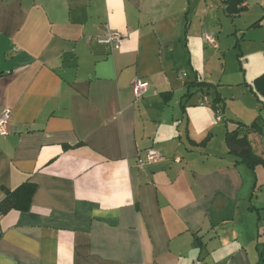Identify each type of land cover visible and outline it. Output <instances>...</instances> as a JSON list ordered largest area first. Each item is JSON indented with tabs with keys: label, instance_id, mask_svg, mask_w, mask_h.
Segmentation results:
<instances>
[{
	"label": "crops",
	"instance_id": "crops-1",
	"mask_svg": "<svg viewBox=\"0 0 264 264\" xmlns=\"http://www.w3.org/2000/svg\"><path fill=\"white\" fill-rule=\"evenodd\" d=\"M252 3L261 27L264 0ZM197 5L200 38L216 48L203 32L225 13L221 0H0V114L11 110L10 133L0 135V201L3 190L35 185L27 211L0 216V264L264 259V182L256 191L255 176L264 167L239 163L225 143L235 123L258 117L214 134L207 98L182 99L216 88L175 71ZM243 7L225 13L231 24L248 0ZM108 31L125 36L118 48L101 41ZM137 79L149 88L134 102ZM260 127L247 138L264 159L251 139ZM148 149L162 160L137 166Z\"/></svg>",
	"mask_w": 264,
	"mask_h": 264
},
{
	"label": "rangeland",
	"instance_id": "rangeland-1",
	"mask_svg": "<svg viewBox=\"0 0 264 264\" xmlns=\"http://www.w3.org/2000/svg\"><path fill=\"white\" fill-rule=\"evenodd\" d=\"M248 3L250 4L248 11L234 24H231L230 19L221 11V16L216 17V23L205 27L207 33L215 39L216 48L206 45L207 43L200 38L203 18L200 16L198 5L193 6L192 15L188 17L190 31L185 39L188 48H185L184 40H182L177 57L179 61H185L184 64L180 63L175 67V71L180 72L178 68L183 66V71L188 74V77L183 78L184 80L189 81L197 75L200 81L211 83L216 88H211L208 95L195 92L188 97H182L184 93H180V98L178 96L174 98L176 101L174 112L178 114L180 110L178 102L181 97L183 100L187 98L189 103L195 100L203 101V97H206L209 103L205 107L208 119L214 125L216 124V128L213 129L214 134L216 132V134L224 135L226 129H231L232 121L250 123L257 117L258 123L264 126V100L258 99L247 86L264 72V20L261 27L253 26V22L261 15V11L255 3H252V0H248ZM187 60L190 61V65L186 64ZM215 89L221 98L220 106L223 107V110L218 109V112L211 109L216 96ZM195 90L190 88L191 93ZM217 117L220 121H217ZM251 139L254 150L258 153L263 152L264 127L260 137L253 136ZM255 176L259 179L257 191L260 180L264 182V170H258ZM260 203L264 205V191L260 195ZM260 217L263 219L260 227L263 228L264 211L261 212ZM259 264H264V259Z\"/></svg>",
	"mask_w": 264,
	"mask_h": 264
},
{
	"label": "trees",
	"instance_id": "trees-1",
	"mask_svg": "<svg viewBox=\"0 0 264 264\" xmlns=\"http://www.w3.org/2000/svg\"><path fill=\"white\" fill-rule=\"evenodd\" d=\"M221 1L225 6L224 11L229 17L233 18L244 10L243 3L245 0ZM197 84L199 86H207V84L203 83ZM250 90L256 97L264 99V73L253 81ZM213 105L215 112H218V109H221V111L223 110L218 100H216ZM235 124V128L228 130L225 134V143L228 152L234 155L239 163L246 165L251 170L255 169L257 166L264 167V159L254 154L247 138V135L250 133L260 132V125L256 121L248 125L242 123ZM34 191L35 185L30 183L22 184L11 192L3 190L4 197L0 201V216L10 210L27 211L30 207L31 197Z\"/></svg>",
	"mask_w": 264,
	"mask_h": 264
},
{
	"label": "built area",
	"instance_id": "built-area-1",
	"mask_svg": "<svg viewBox=\"0 0 264 264\" xmlns=\"http://www.w3.org/2000/svg\"><path fill=\"white\" fill-rule=\"evenodd\" d=\"M203 38L210 44H215V41L211 34L206 31L203 32ZM125 39V36L116 32V31H108L105 37L101 40L104 43H107L111 46V48L116 49L119 47L121 42ZM149 85L147 82L142 80H135L132 83V94L134 98V102L139 101L142 97L147 93ZM206 101V98H204ZM11 110L3 109L0 114V135L6 136L10 133V118ZM162 160V156L160 153L154 149H148L145 151L144 157H140L137 160V166L143 167L145 165H150L157 163ZM193 264H200L199 262H194Z\"/></svg>",
	"mask_w": 264,
	"mask_h": 264
}]
</instances>
